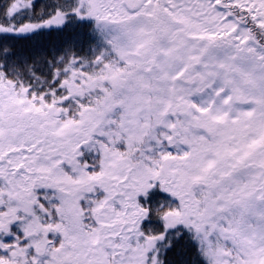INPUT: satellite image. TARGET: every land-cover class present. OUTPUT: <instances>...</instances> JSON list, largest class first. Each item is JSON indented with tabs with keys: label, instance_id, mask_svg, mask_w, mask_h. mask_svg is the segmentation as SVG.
Returning a JSON list of instances; mask_svg holds the SVG:
<instances>
[{
	"label": "snow or ice",
	"instance_id": "1",
	"mask_svg": "<svg viewBox=\"0 0 264 264\" xmlns=\"http://www.w3.org/2000/svg\"><path fill=\"white\" fill-rule=\"evenodd\" d=\"M0 264H264V0H0Z\"/></svg>",
	"mask_w": 264,
	"mask_h": 264
}]
</instances>
